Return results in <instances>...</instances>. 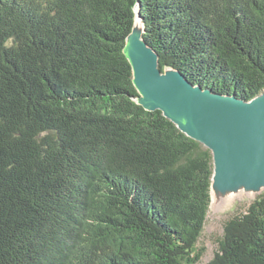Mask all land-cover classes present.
I'll return each mask as SVG.
<instances>
[{"label":"trees","instance_id":"trees-1","mask_svg":"<svg viewBox=\"0 0 264 264\" xmlns=\"http://www.w3.org/2000/svg\"><path fill=\"white\" fill-rule=\"evenodd\" d=\"M137 13L161 70L264 90V0H0V264H264V192L201 260L212 155L135 103Z\"/></svg>","mask_w":264,"mask_h":264},{"label":"water","instance_id":"water-1","mask_svg":"<svg viewBox=\"0 0 264 264\" xmlns=\"http://www.w3.org/2000/svg\"><path fill=\"white\" fill-rule=\"evenodd\" d=\"M137 13L125 39L134 99L146 111H159L187 137L211 152L210 203L214 197H258L264 192V90L250 100L193 85L171 67L161 70L157 52L144 40Z\"/></svg>","mask_w":264,"mask_h":264},{"label":"rangeland","instance_id":"rangeland-1","mask_svg":"<svg viewBox=\"0 0 264 264\" xmlns=\"http://www.w3.org/2000/svg\"><path fill=\"white\" fill-rule=\"evenodd\" d=\"M256 198L245 195L242 198L235 199L229 205L219 210H215L213 206L210 205L202 237L198 241V247L206 248L205 254L201 259L203 262L209 260L213 252L217 249L216 242L222 235L223 224L233 216L243 214L250 202Z\"/></svg>","mask_w":264,"mask_h":264},{"label":"bare ground","instance_id":"bare-ground-1","mask_svg":"<svg viewBox=\"0 0 264 264\" xmlns=\"http://www.w3.org/2000/svg\"><path fill=\"white\" fill-rule=\"evenodd\" d=\"M244 195L243 194H237L235 196H223V197H214L213 199V208L215 210H219L222 207H225L227 205H229L231 202H233L235 199L237 198H242ZM250 197H253V195H251Z\"/></svg>","mask_w":264,"mask_h":264}]
</instances>
